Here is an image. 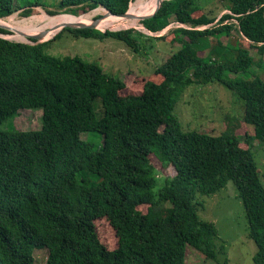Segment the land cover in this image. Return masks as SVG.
Masks as SVG:
<instances>
[{
	"label": "trees",
	"instance_id": "1",
	"mask_svg": "<svg viewBox=\"0 0 264 264\" xmlns=\"http://www.w3.org/2000/svg\"><path fill=\"white\" fill-rule=\"evenodd\" d=\"M59 1L49 10L0 0V19L14 13L27 18L37 7L52 18L99 7L119 15L135 0ZM161 1L147 20L99 28L143 25L157 34L171 23L190 27L154 37L178 49L141 78L138 92L124 93L126 84L94 62L47 54L43 46L51 40L27 44L0 37V127L21 109L42 111L40 129H0V264H36L39 249L47 251L45 264H186L189 249L214 260L217 230L198 210L203 197L228 183L256 245L252 260L264 264V186L251 150L253 141L264 146V81L253 69L264 64V0H216L208 8L198 0ZM230 20L235 24L225 23ZM10 30L20 41L27 34L47 40L57 33L47 27ZM65 30L74 37L117 39L133 53L144 48L141 38L153 39L133 29ZM222 33L225 43L217 37ZM0 34L10 32L0 28ZM207 83L221 84L241 100L242 123L252 128L243 142L228 129L219 135L182 131L173 114L180 95ZM84 134L95 138L82 139ZM168 167L174 176L156 190L157 170ZM99 221L114 232L113 247L101 242Z\"/></svg>",
	"mask_w": 264,
	"mask_h": 264
},
{
	"label": "rangeland",
	"instance_id": "2",
	"mask_svg": "<svg viewBox=\"0 0 264 264\" xmlns=\"http://www.w3.org/2000/svg\"><path fill=\"white\" fill-rule=\"evenodd\" d=\"M59 2V0H14V4L18 7H28V4L34 5L38 3L49 10L56 9ZM135 2L136 0L131 1L130 4H132L130 7ZM153 2L154 0L148 1L141 8L140 13L147 14L148 7ZM198 3L200 6L208 8L212 7L216 3V0H198ZM34 13L27 18L41 15L39 20H29L21 17L18 13H14L9 17L0 19V21H5L12 26L20 23L21 26L26 27H33L38 23H45V27L53 31H57L58 33L62 31L60 30L62 28L61 22H52V17L48 16L42 7L34 8ZM223 13H227V11ZM74 16L78 15L62 14V18L66 19V21L62 22L67 23V19L77 18ZM102 16L103 18L99 20V23L102 24H108L110 22L114 24L115 22L113 20L119 19V23L121 24L132 25L121 21V19L126 17L116 18L107 15L105 9L101 7L86 14L79 15L78 21L91 24L94 20ZM141 18L142 16H137V20ZM225 23L235 24V21L230 20ZM175 27L176 24L172 23L164 32L161 31L157 34L149 33L143 25L142 28L122 27L116 30H105L120 31L133 29L138 33L146 35V37H152L153 39L147 40L148 42L145 38L139 40L141 45L144 44V48H141L138 53H133L122 41L114 38L107 37L99 40L91 37H74L66 30L62 31L55 39L54 37L58 33L47 39L46 41H51L46 46H43V51L56 57L77 56L84 61L94 62L106 74L119 78L126 84L124 93H127L126 91L129 89H134L138 92L142 84V77L150 76L156 66L164 62L172 52L178 49L177 44H170L154 38L165 34L171 36L169 32ZM97 30L102 32L99 28ZM9 32L10 34H1L0 37L14 42L33 44L26 38V41L17 40L15 38V31L12 30ZM231 35L232 37L238 36L236 30H233ZM217 37L223 43L228 41L223 33ZM250 54L255 60L258 59L259 55L254 49H250ZM253 69L264 81V64L261 68L254 66ZM94 110L97 116L101 115L102 109L99 100L95 101ZM41 114L42 111L40 109H21L14 118L4 122L0 129L8 130L15 128L23 131L40 129ZM173 114L178 118L181 129L184 132L199 131L219 135L228 129L236 131L235 133L239 135L242 142L245 134L252 133V128L242 123L243 108L241 100H238L237 96H233L231 91L218 83L193 84L187 87L180 95L173 109ZM89 136L95 138L93 134L88 136L84 134L82 135V139H86ZM251 150L260 172L262 185L264 186V146L257 141H253ZM174 174L175 172L172 167L158 169L156 172V190L164 185L166 178H171ZM201 200L203 207L198 210L199 217L203 220L213 222L217 230V235L214 239L216 256L214 260L205 259L200 253L189 249L187 251L186 264H254L252 258L256 252V245L248 236V222L235 186L232 183H228L214 196L203 197ZM96 225L101 242L107 247H113L116 239L114 232L108 224L105 221H99ZM33 257L36 264H45L47 257L46 249L34 250Z\"/></svg>",
	"mask_w": 264,
	"mask_h": 264
},
{
	"label": "bare ground",
	"instance_id": "3",
	"mask_svg": "<svg viewBox=\"0 0 264 264\" xmlns=\"http://www.w3.org/2000/svg\"><path fill=\"white\" fill-rule=\"evenodd\" d=\"M148 1H152V0H136L135 3H133L135 5L132 6V7H129L128 8V16L124 19H121V21L125 22V23H129V24H132L131 26H133V24L138 21L137 20V16H142V17H145V14H143L142 12L140 13V11L142 10L141 8L148 3ZM159 0H154V2L148 7V10L147 12L149 13L157 4ZM134 8V9H133ZM133 11H136V12H133ZM147 13V14H148ZM140 14V15H139ZM113 17H116V18H123V17H117V16H114V15H111ZM109 18V17H108ZM28 19V18H27ZM34 19H38V18H33ZM31 20V19H29ZM140 20V19H139ZM52 22H61L62 26L65 25V24H89V23H83V21H78V17L77 18H73V19H67V23L65 22H62V21H66V19H63V18H52L51 20ZM115 23L116 22H120L119 19L117 20H113ZM10 22V21H9ZM16 22V21H15ZM71 22V23H70ZM113 22V23H114ZM26 24V23H24ZM34 25V24H33ZM112 25L111 23L109 24H102V23H99V21L96 23V26L97 28H104V27H108ZM0 26H5V27H8L10 29H17V30H21V31H26V32H31V31H34L38 28H42V27H45V23H38V24H35L33 27H26V26H21L20 23L17 24V25H9L7 22L5 21H0ZM60 29V28H59Z\"/></svg>",
	"mask_w": 264,
	"mask_h": 264
},
{
	"label": "water",
	"instance_id": "4",
	"mask_svg": "<svg viewBox=\"0 0 264 264\" xmlns=\"http://www.w3.org/2000/svg\"><path fill=\"white\" fill-rule=\"evenodd\" d=\"M161 3H162V1L161 2H159L158 4H157V7H156V9L153 11V13H151L150 15H148V16H145V17H142L141 18V21H144V20H147V19H149V18H151V17H153L157 12H158V9H159V7H160V5H161ZM129 6H130V4H129ZM106 11V10H105ZM128 10L126 11V12H124V13H122V14H119V15H114V14H112L110 11H106V14L107 15H114V16H117V17H127L128 16ZM59 16V15H58ZM104 16V15H103ZM103 16L101 17V18H99V19H96V20H94L91 24H65V25H63L62 26V28L60 29V30H62V29H84V28H86V29H98L97 28V26H96V23L100 20V19H102L103 18ZM0 28L1 29H5V30H7V29H9V31H12V30H10V28H8V27H5V26H0ZM103 33L105 32V31H102ZM58 33V32H57ZM56 33V34H57ZM29 41L30 40H35L36 42H34L33 44H38V43H43L44 41H46V40H43L42 39V37H43V34L42 33H37V34H27L26 36H25Z\"/></svg>",
	"mask_w": 264,
	"mask_h": 264
},
{
	"label": "built area",
	"instance_id": "5",
	"mask_svg": "<svg viewBox=\"0 0 264 264\" xmlns=\"http://www.w3.org/2000/svg\"><path fill=\"white\" fill-rule=\"evenodd\" d=\"M176 24V27H183V28H190L189 26H185V25H181V24H177V23H175ZM170 25H172V23L170 24ZM170 25H168L166 28H164L162 31L164 32ZM175 27V28H176ZM200 29H203V28H205V27H203V26H201V27H199Z\"/></svg>",
	"mask_w": 264,
	"mask_h": 264
},
{
	"label": "clouds",
	"instance_id": "6",
	"mask_svg": "<svg viewBox=\"0 0 264 264\" xmlns=\"http://www.w3.org/2000/svg\"><path fill=\"white\" fill-rule=\"evenodd\" d=\"M1 35V34H0Z\"/></svg>",
	"mask_w": 264,
	"mask_h": 264
}]
</instances>
